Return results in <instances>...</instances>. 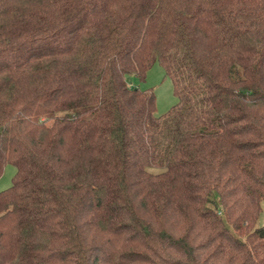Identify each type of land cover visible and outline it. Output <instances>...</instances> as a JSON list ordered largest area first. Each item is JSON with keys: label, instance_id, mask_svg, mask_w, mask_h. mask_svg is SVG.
<instances>
[{"label": "trees", "instance_id": "1", "mask_svg": "<svg viewBox=\"0 0 264 264\" xmlns=\"http://www.w3.org/2000/svg\"><path fill=\"white\" fill-rule=\"evenodd\" d=\"M6 163L0 264H264V0H0Z\"/></svg>", "mask_w": 264, "mask_h": 264}, {"label": "rangeland", "instance_id": "2", "mask_svg": "<svg viewBox=\"0 0 264 264\" xmlns=\"http://www.w3.org/2000/svg\"><path fill=\"white\" fill-rule=\"evenodd\" d=\"M132 84L140 88H150L154 96V112L161 114L165 112L175 102L176 98L173 93L172 83L164 74L162 66L154 61L145 71L142 80H138L135 76L129 77ZM14 167L10 163H6L0 173V189L9 185ZM260 211L255 220V224L264 222V200L260 202Z\"/></svg>", "mask_w": 264, "mask_h": 264}]
</instances>
